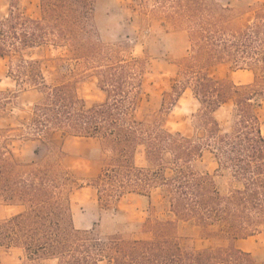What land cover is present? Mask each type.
<instances>
[{
    "label": "trees",
    "instance_id": "obj_1",
    "mask_svg": "<svg viewBox=\"0 0 264 264\" xmlns=\"http://www.w3.org/2000/svg\"><path fill=\"white\" fill-rule=\"evenodd\" d=\"M99 0H39L40 17L23 15L10 0L0 16V59L19 91L35 90L25 120L0 126V250L20 264H264L242 242L264 231V135L255 100L264 96V0L224 6L215 0H132L141 20L161 19L185 47L175 58L177 82L198 101L191 125L163 128L179 91H165L159 108L141 120L135 107L147 95L146 58L123 57L120 42H104L95 22ZM65 47L93 76L102 101L86 106L75 82L61 77L60 58L26 57L44 45ZM59 77L47 83L43 71ZM0 90V120L18 92ZM231 102L229 123L213 117ZM4 112V114H2ZM202 129V138L195 130ZM92 138L84 157L101 168L91 184L99 199L125 194L148 199L139 238H104L73 224L71 179L63 169L67 137ZM36 142L20 162L9 139ZM205 146L213 173L197 162ZM140 153L143 164H136ZM228 173L221 186L216 176ZM157 192L155 193V191ZM1 264V259H0Z\"/></svg>",
    "mask_w": 264,
    "mask_h": 264
},
{
    "label": "rangeland",
    "instance_id": "obj_2",
    "mask_svg": "<svg viewBox=\"0 0 264 264\" xmlns=\"http://www.w3.org/2000/svg\"><path fill=\"white\" fill-rule=\"evenodd\" d=\"M15 7L25 16L40 17L39 0H13ZM224 6L247 5L260 0H215ZM10 0H0V16L6 15ZM95 22L101 39L104 42H120L123 57H143L148 61L147 77L151 86L147 95L135 107L134 118L141 120L146 114L159 108L163 92L179 91V96L169 111L163 128L174 131L183 130L191 125L192 119L199 108L192 88L181 89L177 82L178 67L175 58L185 47L184 37H172L161 19L152 18L141 20L132 9V0H99L95 10ZM26 57L31 58H60L57 63L61 77L73 80L79 97L86 106L100 102L105 95L101 92L93 76L82 75L81 61L68 58L65 47L44 45L28 50ZM47 83L59 79L49 71H43ZM0 90L3 95L18 92L17 98H12V104L5 107L7 117L0 120V126L15 125L17 119L25 120L32 103L40 96L35 90L19 91L16 82L6 73V67L0 59ZM256 111L261 121V131L264 135V96L255 100ZM233 105L227 102L218 107L213 117L220 127L226 126L231 118ZM4 114V112L2 113ZM193 129L196 128L194 125ZM197 137H203V130H195ZM8 145L14 151L20 162L31 161L35 158L36 142L23 139H9ZM90 142L78 138L67 137L63 146L66 153L63 169L71 179L69 193L70 209L73 224L78 229L93 228L104 238L136 239L142 222L148 215V199L136 194H125L120 197L99 199L91 181L98 174L101 164L92 163L84 157V148ZM136 164L142 165L141 154L136 156ZM214 155L205 146L202 156L197 162L201 172L213 173L216 168ZM228 173L216 176L219 185L227 182ZM157 190L155 191V193ZM14 212L12 207H0V216H9ZM244 248L257 260H264V231L254 233L242 242ZM1 264H20L22 255L13 248H1Z\"/></svg>",
    "mask_w": 264,
    "mask_h": 264
},
{
    "label": "crops",
    "instance_id": "obj_3",
    "mask_svg": "<svg viewBox=\"0 0 264 264\" xmlns=\"http://www.w3.org/2000/svg\"><path fill=\"white\" fill-rule=\"evenodd\" d=\"M71 138H78V139H80V140H84V141H87V142H90V146H88V147H86V148H84V152L87 150V149H91V148H93V147H95L96 146V141L94 140V139H92V138H84V137H76V136H70ZM66 140V139H65ZM65 140H64V142H63V146H64V143H65ZM88 161H90V162H92V163H96V162H99V161H97V160H89L88 159ZM140 196V195H139ZM144 197V196H143ZM14 209V208H13Z\"/></svg>",
    "mask_w": 264,
    "mask_h": 264
}]
</instances>
